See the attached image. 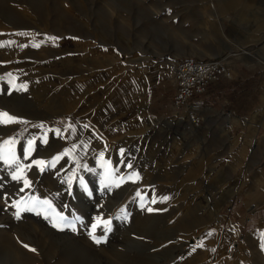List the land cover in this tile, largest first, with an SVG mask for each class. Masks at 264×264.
Wrapping results in <instances>:
<instances>
[{
  "label": "rangeland",
  "instance_id": "obj_1",
  "mask_svg": "<svg viewBox=\"0 0 264 264\" xmlns=\"http://www.w3.org/2000/svg\"><path fill=\"white\" fill-rule=\"evenodd\" d=\"M0 264H264V0H0Z\"/></svg>",
  "mask_w": 264,
  "mask_h": 264
},
{
  "label": "built area",
  "instance_id": "obj_2",
  "mask_svg": "<svg viewBox=\"0 0 264 264\" xmlns=\"http://www.w3.org/2000/svg\"><path fill=\"white\" fill-rule=\"evenodd\" d=\"M171 62L176 88L170 104L176 110L185 107L182 111L185 112L184 121L192 127L198 126L203 120V114L192 104L193 96L204 92L211 81L229 77L231 70L218 57L182 56Z\"/></svg>",
  "mask_w": 264,
  "mask_h": 264
},
{
  "label": "crops",
  "instance_id": "obj_3",
  "mask_svg": "<svg viewBox=\"0 0 264 264\" xmlns=\"http://www.w3.org/2000/svg\"><path fill=\"white\" fill-rule=\"evenodd\" d=\"M220 79H222V78H220ZM220 79H215L208 84L207 89L204 91L205 93L202 92V93H204L203 98L199 99V97L201 96L202 93H198V94L194 95L192 98V101H191L192 104L200 110H202L204 108L203 102L207 103V104H205V107H208L210 104V102L208 100H210L211 95H213L215 93L214 88L217 89V87H219L220 85H222L225 82L224 80H220Z\"/></svg>",
  "mask_w": 264,
  "mask_h": 264
},
{
  "label": "bare ground",
  "instance_id": "obj_4",
  "mask_svg": "<svg viewBox=\"0 0 264 264\" xmlns=\"http://www.w3.org/2000/svg\"><path fill=\"white\" fill-rule=\"evenodd\" d=\"M171 63H172V62H171ZM171 63H170V71L172 72ZM172 76H173V75H172ZM173 79H174V77H173ZM146 82H147V81H146L145 79H143V81L140 82V87H141L142 89L145 88ZM180 118H185V112H183V115H182L181 117H179V119H180ZM201 124H202V122H201ZM201 124H200V125H201ZM184 125L191 126V125H188L185 121H184ZM200 125L195 126V127H193V128H197V127H199ZM191 127H192V126H191Z\"/></svg>",
  "mask_w": 264,
  "mask_h": 264
}]
</instances>
